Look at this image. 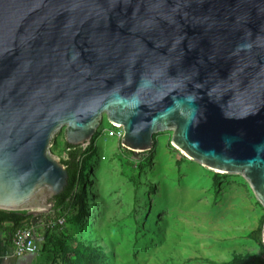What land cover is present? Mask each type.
I'll use <instances>...</instances> for the list:
<instances>
[{"label": "water", "instance_id": "obj_1", "mask_svg": "<svg viewBox=\"0 0 264 264\" xmlns=\"http://www.w3.org/2000/svg\"><path fill=\"white\" fill-rule=\"evenodd\" d=\"M104 115L132 150L173 129L264 205V0H0V208L52 210L54 139L86 146Z\"/></svg>", "mask_w": 264, "mask_h": 264}, {"label": "rangeland", "instance_id": "obj_2", "mask_svg": "<svg viewBox=\"0 0 264 264\" xmlns=\"http://www.w3.org/2000/svg\"><path fill=\"white\" fill-rule=\"evenodd\" d=\"M104 115L83 146L80 204L31 264H219L247 255L264 264V205L241 173L222 172L186 155L173 129L154 134L151 149L132 150ZM65 127L52 149L65 156ZM90 246V247H89ZM93 247V248H91ZM92 249V250H91Z\"/></svg>", "mask_w": 264, "mask_h": 264}, {"label": "trees", "instance_id": "obj_3", "mask_svg": "<svg viewBox=\"0 0 264 264\" xmlns=\"http://www.w3.org/2000/svg\"><path fill=\"white\" fill-rule=\"evenodd\" d=\"M64 150L66 155L61 157V161L66 165L69 173L68 184L65 186L61 193L55 195V197L53 198L54 207L52 211L57 215H60L62 213L67 214L68 220L69 215L74 213L77 210L78 205L80 204V193L78 189L82 181L81 157L84 154V147L65 141ZM32 222V215L28 213L27 210H9L0 208V230H6L13 234L17 227L24 224H32ZM54 228L60 229L62 228V226L57 225ZM54 228H45V239L47 236V232ZM262 228L263 226H260L251 232L253 238L259 241L261 244H263ZM49 240H45L42 250L48 248V245L50 244L49 242H51ZM95 254V251H90V253L82 255L83 263L96 264L94 262ZM219 264H253V262L252 259L247 255L238 254L235 255L232 260L222 261Z\"/></svg>", "mask_w": 264, "mask_h": 264}, {"label": "built area", "instance_id": "obj_4", "mask_svg": "<svg viewBox=\"0 0 264 264\" xmlns=\"http://www.w3.org/2000/svg\"><path fill=\"white\" fill-rule=\"evenodd\" d=\"M113 124L114 127L111 129L110 134L122 138L124 135L123 126L114 122ZM66 221L67 214L62 213L57 215L52 210L45 213L44 217L41 218V222L45 228H54L57 225L64 226ZM13 243L15 253L21 255L40 252L44 242L36 232L35 225L32 222V224H24L15 229L13 233Z\"/></svg>", "mask_w": 264, "mask_h": 264}, {"label": "crops", "instance_id": "obj_5", "mask_svg": "<svg viewBox=\"0 0 264 264\" xmlns=\"http://www.w3.org/2000/svg\"><path fill=\"white\" fill-rule=\"evenodd\" d=\"M44 215H41L38 218L39 220L33 221L36 232L40 237L46 230L41 222V218ZM38 253L16 254L14 251L13 234L6 230H0V264H31Z\"/></svg>", "mask_w": 264, "mask_h": 264}, {"label": "bare ground", "instance_id": "obj_6", "mask_svg": "<svg viewBox=\"0 0 264 264\" xmlns=\"http://www.w3.org/2000/svg\"><path fill=\"white\" fill-rule=\"evenodd\" d=\"M181 149V148H180ZM182 150V149H181ZM206 166H208V165H206ZM208 167H210V166H208ZM212 168V167H211Z\"/></svg>", "mask_w": 264, "mask_h": 264}]
</instances>
